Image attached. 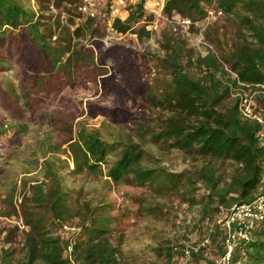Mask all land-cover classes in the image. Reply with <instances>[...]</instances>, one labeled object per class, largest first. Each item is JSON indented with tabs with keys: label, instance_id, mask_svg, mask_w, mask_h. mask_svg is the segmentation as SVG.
<instances>
[{
	"label": "trees",
	"instance_id": "trees-1",
	"mask_svg": "<svg viewBox=\"0 0 264 264\" xmlns=\"http://www.w3.org/2000/svg\"><path fill=\"white\" fill-rule=\"evenodd\" d=\"M25 1L30 0H0V136L7 133L10 120L16 122V136L27 132L30 121L47 125L50 134L35 149L32 170L25 169L21 177L11 179L9 171L0 167L7 187L4 200L10 206L7 216L16 218L12 226L4 224L0 228V234L6 232L2 243H10L22 226L24 264H73L70 245L76 264H118L116 247L104 237L109 232L106 224L138 213L106 203L93 208L88 225L65 231L77 215L69 207V191L62 182V172L69 167L67 159L62 158L65 155L72 160L74 172L88 171L115 182L146 186L155 196H177L189 206H199L214 234L209 235L206 245H201L202 241L195 244L200 246L191 252L190 261L215 264L226 251L225 231L217 222L220 207L228 209L249 202L264 192L263 126L242 115L239 93L243 89L223 68V63L227 64L241 81L256 89V110L264 117V88L258 85L264 83V0H165L163 13L167 17L200 19L208 7L231 15L242 6L245 13L240 15V24L251 33L252 40L244 37L235 49L218 53L219 57L211 52L198 56L200 74L195 76L187 70L193 57L183 63V48L177 44V37H168L163 42L165 56L156 58L154 77L144 82L150 112L145 119L135 121L125 136L112 140L82 121L77 125L75 114L48 102L67 93V97L75 98L76 91L89 82L111 86L103 60L112 56L114 48L98 57L94 46H88L82 38L100 39L103 23L110 33L131 31L140 38L150 37L148 24L156 18L154 0H141L131 7L126 19L114 18L111 26L107 0H100L95 16H85L78 10L80 0H38L39 9L26 6ZM206 38L217 42L208 33ZM117 49L124 51L122 47ZM127 58L118 70H133L140 83L149 69L129 55ZM221 67L224 76L218 73ZM131 71L126 80L132 83L135 78ZM236 89L240 92H234ZM89 108L95 114H112L120 122L132 116L118 105L90 102ZM153 146L206 160L196 169L174 171L162 163ZM216 162L234 164L226 184ZM125 196L137 203L144 200L130 193ZM152 205L144 210L162 212L157 203ZM186 245L169 246L160 241L152 249L172 260L175 250L181 248L183 254ZM210 245L215 246L214 259L208 256ZM0 264H14L11 250L3 245ZM230 264H264V219L257 223L250 241L236 244Z\"/></svg>",
	"mask_w": 264,
	"mask_h": 264
},
{
	"label": "rangeland",
	"instance_id": "rangeland-1",
	"mask_svg": "<svg viewBox=\"0 0 264 264\" xmlns=\"http://www.w3.org/2000/svg\"><path fill=\"white\" fill-rule=\"evenodd\" d=\"M24 4L39 9L38 0L25 1ZM52 10L57 11L55 8ZM244 13L245 9L238 6L233 14L225 15L208 27L206 34L208 33L210 37H216L217 42L208 40L215 44L218 53H227L235 49L244 37L248 41L252 40L251 33L240 24V15ZM125 16L126 13L122 17ZM101 31L104 35L100 39L94 40L84 37L82 40L88 46H94L98 57L104 50L114 48L112 56H107L103 60V66L107 69L105 76L109 77L111 86L89 82L87 87L76 91L75 98L67 97L69 96L67 93L66 96L55 97L48 103L50 106L75 114L77 125L82 121L85 125L99 130L103 138L112 140L125 136L127 132L132 130L135 121L145 119L150 112L145 100L147 93L145 83L150 82L154 77L153 68L156 58L164 57L166 54L163 42L168 37L173 40H176L174 37H177V44L183 48V63L193 57L191 59L193 64L187 66V70L195 76L200 74V67L197 65L196 59L202 55V51L205 49L197 44V30L195 28H192L191 36L174 35L166 19L159 21L158 29H151L152 35L150 37L140 38L131 31L110 33L105 28V23L101 25ZM118 47L124 48V51H119ZM128 55L130 58L136 59L142 67L149 69L141 76L140 83L137 82L138 79L136 74H133V70H129L135 78L132 83L126 80L129 71L123 73L118 70L120 63L128 61ZM218 73L224 76L222 67L219 68ZM243 90L252 93L256 89L250 87ZM236 91L240 92L238 89L234 90V92ZM233 95L235 96L236 93ZM90 102L107 107L118 105L132 112V116L128 121L120 122L115 120L112 114H95L89 108ZM15 126L16 122L10 120L7 133L0 136V167L6 169V172L9 171L11 179L19 178V175L21 177V173L25 169L32 170L36 162L34 151L37 150L41 140L50 134V128L48 129L47 125L30 121L27 132L16 136L13 130ZM51 136L56 137L54 133H51ZM152 149L162 159V163L174 171L196 169L206 160L188 155L177 149L161 151L157 146H153ZM62 158L67 159L69 163L68 169L62 172V182L69 191V207L77 213L73 223L70 224L71 227L80 228L83 224L88 225L91 222V215L94 213L93 208L106 203H114L116 206L137 211L138 214H131L125 220L106 224V229H109V232L104 237L116 247L118 264H184L186 258L182 254L181 248L176 249L173 259L169 260L167 256L155 252L152 247L159 245L160 241L169 246H174L177 243L179 245L183 243L197 244L208 235L214 234V229L210 230L212 227L210 220L203 217L199 206H189L177 196H155L146 186L115 182L105 175L88 171L74 172L72 160L65 155ZM215 164L218 166V174L223 183L226 184L233 172L234 164L231 162H216ZM4 176V173L0 174V228L4 224L12 226L16 222L15 217L7 216L10 206L4 200L7 193V187L3 183ZM126 193L142 196L144 200L138 203L127 200ZM154 203L162 208L160 214L144 210L153 206ZM139 207L143 210H140ZM113 214L115 215V212ZM218 216L214 215L215 218ZM5 234L6 232L0 234V246L3 245L4 248L11 250L14 264H24L23 227H20L10 243H2ZM213 248L215 246L210 245L208 255L212 259L217 254ZM193 264L196 263L193 262Z\"/></svg>",
	"mask_w": 264,
	"mask_h": 264
},
{
	"label": "built area",
	"instance_id": "built-area-1",
	"mask_svg": "<svg viewBox=\"0 0 264 264\" xmlns=\"http://www.w3.org/2000/svg\"><path fill=\"white\" fill-rule=\"evenodd\" d=\"M139 2H141V0H107L110 14L109 26H111L114 18L118 17L122 20L126 19L131 7L137 5ZM99 3L100 0H80L78 10L85 16H95ZM164 4L165 0H154L156 18L148 24L149 29H158L159 21L161 19H166L169 22L171 31L174 35L184 34L191 36V30L192 28H195L197 30V44L205 49V51H202V56L211 52L219 57L215 46L206 38V31L214 21L225 15L223 10L215 7H208L205 16L200 19L177 16L167 17L163 13ZM124 13H126V16L122 17ZM223 64V68L226 70L227 74L237 80L240 88L251 87L250 84L240 80L236 71L230 69L227 64ZM153 74H155V72ZM258 85L264 88V83ZM239 95L242 115L246 118L255 119L262 124L261 138L264 144V117L256 110L255 91L249 93L243 90ZM262 184L264 185V172L262 174ZM220 209L221 216L217 219V222L222 224L225 231L224 244L226 251L221 257L215 259V264H230L231 256L236 244L239 241H250L253 237V230L257 223L264 219V192L257 194L255 198L249 202L235 204L228 209L221 206ZM75 228L76 227H71L70 224H68L64 229L66 231H73ZM209 242L210 236L208 235L200 244L206 245ZM199 246L200 245L195 244H187L185 246L183 249V255L186 258L184 264H193L190 261L191 252L193 250L197 251ZM71 250L72 248L70 245L69 256L73 264H76L70 254Z\"/></svg>",
	"mask_w": 264,
	"mask_h": 264
}]
</instances>
